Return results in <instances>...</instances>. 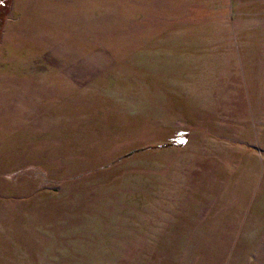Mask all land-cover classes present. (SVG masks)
Listing matches in <instances>:
<instances>
[{
	"label": "rangeland",
	"instance_id": "rangeland-1",
	"mask_svg": "<svg viewBox=\"0 0 264 264\" xmlns=\"http://www.w3.org/2000/svg\"><path fill=\"white\" fill-rule=\"evenodd\" d=\"M244 5L0 3V264H264Z\"/></svg>",
	"mask_w": 264,
	"mask_h": 264
},
{
	"label": "crops",
	"instance_id": "crops-1",
	"mask_svg": "<svg viewBox=\"0 0 264 264\" xmlns=\"http://www.w3.org/2000/svg\"><path fill=\"white\" fill-rule=\"evenodd\" d=\"M253 2H254L255 4H259V5L264 4V0H245V5H244L245 10H247V8H248L249 6L252 7ZM247 14L249 15L248 12H247ZM250 17H251V16H250ZM251 18H255V21H253V22L250 21V22H249V19H248L247 16L245 15V22H246V25L244 24L245 27H243V29L246 28V30H248L249 23H250V24L253 23V24H251L250 26H251V27H254V28H257L259 31H261V35H260V37H263V36H264V33H263V31H264V15H262V16H256V17H251ZM255 23H256V24H255ZM262 39H263V38H262ZM261 62L264 63V57L261 58ZM263 66H264V65H263ZM243 71H245V75H246V72L248 71V69H246V68L244 69V68H243Z\"/></svg>",
	"mask_w": 264,
	"mask_h": 264
},
{
	"label": "snow or ice",
	"instance_id": "snow-or-ice-1",
	"mask_svg": "<svg viewBox=\"0 0 264 264\" xmlns=\"http://www.w3.org/2000/svg\"><path fill=\"white\" fill-rule=\"evenodd\" d=\"M3 2V0H0V3H2Z\"/></svg>",
	"mask_w": 264,
	"mask_h": 264
}]
</instances>
